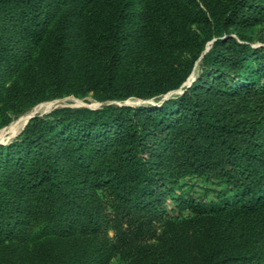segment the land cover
<instances>
[{
    "label": "trees",
    "instance_id": "16d2710c",
    "mask_svg": "<svg viewBox=\"0 0 264 264\" xmlns=\"http://www.w3.org/2000/svg\"><path fill=\"white\" fill-rule=\"evenodd\" d=\"M263 26L264 0H0V129L101 103L0 144V264H264Z\"/></svg>",
    "mask_w": 264,
    "mask_h": 264
},
{
    "label": "rangeland",
    "instance_id": "374dc122",
    "mask_svg": "<svg viewBox=\"0 0 264 264\" xmlns=\"http://www.w3.org/2000/svg\"><path fill=\"white\" fill-rule=\"evenodd\" d=\"M254 34H255L256 38L257 37H262L261 40L256 39V44H260L261 42H264V26L260 27ZM198 72H199V68L197 67L195 69V72L191 75L188 83L191 82L195 78V76L197 75ZM179 92H180L179 90L173 91L167 97H169L171 95H174L176 93H179ZM143 101H145V100H143ZM128 102L131 103L132 105L133 104L135 105V103H138V102L140 104H150V102L144 103V102H142V100H139V99H129ZM151 102L155 103L156 101L152 100ZM43 103H50L51 105L46 110L36 111V112H34L32 114H36V115L39 114L40 115V114H43L44 112H46L48 110H52V109H54L56 107H59V106H72V107H75V106H86V105H88V106H92V107H98V106L101 105V103H99L97 101H94L91 97H86V99H85V98H76V97H73V96H68V97H64V98L59 99V100L48 101V102H43ZM43 103H39V104L35 105L34 107L28 109L22 115H24L26 113H30L36 106H39V105H41ZM22 115L18 116L10 124H8L5 127L0 129V142L1 143L10 142L11 140H13L15 138V136L22 129L21 125L20 126L18 125L19 124V119L21 118ZM197 189H200V188H197Z\"/></svg>",
    "mask_w": 264,
    "mask_h": 264
},
{
    "label": "bare ground",
    "instance_id": "6f19581e",
    "mask_svg": "<svg viewBox=\"0 0 264 264\" xmlns=\"http://www.w3.org/2000/svg\"><path fill=\"white\" fill-rule=\"evenodd\" d=\"M50 103H43L39 106H36L30 113H26L24 115L21 116V118L19 119V126L21 125V128L23 127L24 123L26 122L27 118L29 117V115H31L32 113L36 112V111H43L46 110L50 107ZM18 128V127H17Z\"/></svg>",
    "mask_w": 264,
    "mask_h": 264
},
{
    "label": "water",
    "instance_id": "95a60500",
    "mask_svg": "<svg viewBox=\"0 0 264 264\" xmlns=\"http://www.w3.org/2000/svg\"><path fill=\"white\" fill-rule=\"evenodd\" d=\"M189 79H190V78H189ZM189 79H188V81H189ZM188 81L185 83L186 85H190L191 82L188 83ZM177 90H179L180 92H183L182 89H177ZM172 92H173V91L167 93V94L165 95L164 98H168L167 96H168L170 93H172ZM57 100H59V99H57ZM54 101H55V100H54ZM128 101H129V100H126V101H124L122 104H130V105H132V104L129 103ZM151 101H152V99L145 100V101L142 100V102H144V103H147V102L152 103ZM142 102H141V103H142ZM153 103H154V102H153ZM135 104H140V103L138 102V103H135ZM133 105H134V104H133ZM86 107L97 108V107H92V106H88V105H86ZM50 111H51V110H48V111L44 112L43 114L48 113V112H50ZM40 115H42V114H40ZM34 116H36V114H31V115H29V117L27 118L26 122L24 123L22 129L24 128V126L26 125V123L28 122V120L31 119V118L34 117ZM22 129H21V130H22ZM21 130H20V131H21ZM20 131H19V132H20ZM0 144H2V143L0 142Z\"/></svg>",
    "mask_w": 264,
    "mask_h": 264
}]
</instances>
